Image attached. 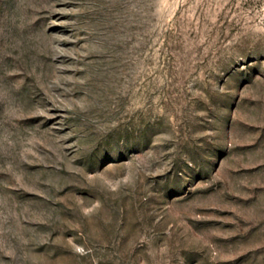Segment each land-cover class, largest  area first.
Masks as SVG:
<instances>
[{
  "label": "rangeland",
  "instance_id": "374dc122",
  "mask_svg": "<svg viewBox=\"0 0 264 264\" xmlns=\"http://www.w3.org/2000/svg\"><path fill=\"white\" fill-rule=\"evenodd\" d=\"M0 264H264V0H0Z\"/></svg>",
  "mask_w": 264,
  "mask_h": 264
}]
</instances>
